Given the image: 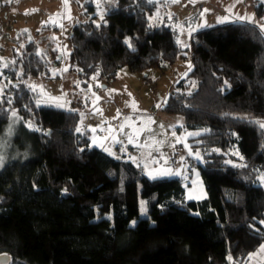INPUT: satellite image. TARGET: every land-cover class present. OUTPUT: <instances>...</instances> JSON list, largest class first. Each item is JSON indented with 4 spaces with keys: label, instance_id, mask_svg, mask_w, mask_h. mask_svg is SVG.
<instances>
[{
    "label": "trees",
    "instance_id": "16d2710c",
    "mask_svg": "<svg viewBox=\"0 0 264 264\" xmlns=\"http://www.w3.org/2000/svg\"><path fill=\"white\" fill-rule=\"evenodd\" d=\"M107 7L103 22L88 15L70 30L69 60L82 80L113 82L121 65L141 73L180 57L168 29L147 30L145 3ZM255 15L264 18V1ZM188 50L194 84L185 90L179 79L161 111L200 131L193 147L206 197L197 201L185 200L180 178L150 180L91 147L78 112L44 115L24 80L46 72L47 61L32 39L13 51L0 97V137L13 112L21 118L9 133L16 154L0 168V254L9 264H242L264 242V33L248 22L216 25L192 33ZM238 155L241 167L228 162Z\"/></svg>",
    "mask_w": 264,
    "mask_h": 264
},
{
    "label": "rangeland",
    "instance_id": "374dc122",
    "mask_svg": "<svg viewBox=\"0 0 264 264\" xmlns=\"http://www.w3.org/2000/svg\"><path fill=\"white\" fill-rule=\"evenodd\" d=\"M136 1L147 5V30L168 29L181 50L180 57L173 65L141 73H131L121 65L116 80L104 82L94 76L87 81L78 76L69 60L68 37L72 27L86 21L88 15L94 17L95 23L103 22L112 0H0V97L11 83L3 71L5 61L13 58V51L22 52L24 44L32 39L47 61V70L24 81L38 94L44 115L56 108L78 112V129L90 133L91 147L115 159L130 161L150 180L152 176L180 178L185 188V200H201L206 197L198 168L202 156L200 149L193 147L196 142L193 138L200 131L186 130L181 116L163 113L161 108L179 79H186L185 90L194 84L186 77L190 71L191 34L231 22H248L261 29L264 18L255 15V7L264 0ZM13 113L6 133L0 137V168L16 154L10 130L21 118L18 113ZM47 122L45 128L50 125ZM25 123L30 129L42 132L29 119ZM228 162L242 166L240 155ZM169 171L179 175H161ZM262 175L264 172L258 174L257 184L264 189ZM138 203L139 218H146L145 200L139 196ZM133 222L131 225L135 224ZM262 246L264 242L242 264H263Z\"/></svg>",
    "mask_w": 264,
    "mask_h": 264
},
{
    "label": "snow or ice",
    "instance_id": "6c2138e0",
    "mask_svg": "<svg viewBox=\"0 0 264 264\" xmlns=\"http://www.w3.org/2000/svg\"><path fill=\"white\" fill-rule=\"evenodd\" d=\"M173 2H177V0H173ZM221 22H224V21L222 20ZM261 31L264 32V25H261ZM128 45H129V47L132 46L131 43H130V41L128 42ZM13 115H15V113H13ZM258 123L260 124V127L261 128H264V122H258ZM77 131H80V129H77ZM196 155H197V158H199V154H196ZM181 160H183V158H181ZM161 175H179V173L178 172H171V171H169L167 173H162ZM152 178L153 179H157L158 177L157 176H152ZM260 179H261L262 182H264V175H262L260 177ZM134 223L135 222H133V224ZM261 251H264V246H262Z\"/></svg>",
    "mask_w": 264,
    "mask_h": 264
},
{
    "label": "water",
    "instance_id": "95a60500",
    "mask_svg": "<svg viewBox=\"0 0 264 264\" xmlns=\"http://www.w3.org/2000/svg\"><path fill=\"white\" fill-rule=\"evenodd\" d=\"M10 256L7 254H0V264H9L10 263Z\"/></svg>",
    "mask_w": 264,
    "mask_h": 264
},
{
    "label": "crops",
    "instance_id": "0c3cea01",
    "mask_svg": "<svg viewBox=\"0 0 264 264\" xmlns=\"http://www.w3.org/2000/svg\"><path fill=\"white\" fill-rule=\"evenodd\" d=\"M146 76V75H145ZM129 148H133L132 146H129ZM183 185V184H182ZM184 190H185V188H184ZM204 199V198H203Z\"/></svg>",
    "mask_w": 264,
    "mask_h": 264
},
{
    "label": "bare ground",
    "instance_id": "6f19581e",
    "mask_svg": "<svg viewBox=\"0 0 264 264\" xmlns=\"http://www.w3.org/2000/svg\"><path fill=\"white\" fill-rule=\"evenodd\" d=\"M111 3V2H110ZM108 8V7H107Z\"/></svg>",
    "mask_w": 264,
    "mask_h": 264
}]
</instances>
